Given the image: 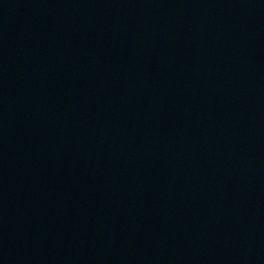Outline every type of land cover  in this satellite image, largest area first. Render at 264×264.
<instances>
[{"label":"water","instance_id":"1","mask_svg":"<svg viewBox=\"0 0 264 264\" xmlns=\"http://www.w3.org/2000/svg\"><path fill=\"white\" fill-rule=\"evenodd\" d=\"M0 264H264V0H0Z\"/></svg>","mask_w":264,"mask_h":264}]
</instances>
